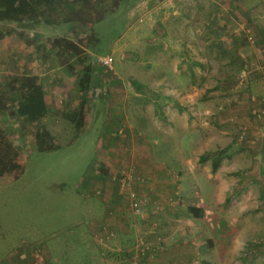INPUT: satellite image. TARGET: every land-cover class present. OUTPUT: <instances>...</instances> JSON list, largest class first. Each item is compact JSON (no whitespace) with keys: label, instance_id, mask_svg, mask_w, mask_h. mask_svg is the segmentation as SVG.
Instances as JSON below:
<instances>
[{"label":"crops","instance_id":"0c3cea01","mask_svg":"<svg viewBox=\"0 0 264 264\" xmlns=\"http://www.w3.org/2000/svg\"><path fill=\"white\" fill-rule=\"evenodd\" d=\"M177 9L175 0H148L136 5L139 21L146 18L147 33L142 34L138 25L130 27L135 30L124 32L114 51L131 50L134 59L146 58V66L132 60L130 66L123 67L126 74L132 73L128 86L90 83L88 94L94 98L110 96L99 157L89 173L90 180L84 183L88 191H97L90 194L86 190L82 195L89 199L84 202V219L81 225L69 228L62 252L63 246L59 251L46 246V254H53V259L43 257L40 251L39 256L45 259L39 258L42 262L36 264H131L133 260L139 264H199V237L204 234L199 231V221L207 214L219 217L222 205L232 198L233 186L239 187L237 194L243 192L247 201L259 191L264 207V179H260L264 177V160L256 156L264 155L262 144L257 145L264 138V117L259 120L254 114L264 109V0L212 4L203 28L211 31L209 49L217 50L212 58L216 72L230 76L202 88L205 99L199 97L197 80L206 56L204 45L199 57V24L198 39H186L194 21L184 17L179 24L170 23ZM172 33L181 37L174 41L168 36ZM122 59L126 60L124 55ZM243 71L248 76L241 81ZM184 73L189 82L184 81ZM81 99L87 100L86 125L91 100L86 96ZM118 128L125 129L121 135ZM240 130L248 135L243 149L239 148ZM188 146L198 148L189 154ZM210 153L208 159H219L220 165L215 176L202 179L199 160L206 163L205 154ZM157 154L163 160L158 161ZM241 162L248 170L257 168L260 181L252 171L244 179L222 178L223 168L235 174ZM126 172L141 177L132 186L143 204L140 216L134 214L129 193L119 182ZM205 183L215 188L203 192ZM199 208L204 210L201 219ZM206 233L215 234L212 229Z\"/></svg>","mask_w":264,"mask_h":264},{"label":"rangeland","instance_id":"374dc122","mask_svg":"<svg viewBox=\"0 0 264 264\" xmlns=\"http://www.w3.org/2000/svg\"><path fill=\"white\" fill-rule=\"evenodd\" d=\"M147 1L124 0L115 7V0H106L96 7L79 9L73 14L71 23L53 26L0 23V93L7 92L11 79H17L24 73L43 75L40 80L49 108L48 116L35 122L18 117L13 106H8L5 111L0 108V134L9 142L11 158L21 167L0 176V264H36L41 263L39 258L44 256L52 260L53 254H46V246L52 251H59L58 248L63 246L59 251L62 252L65 246L62 242L69 236V228L74 224L81 225L84 219V202L89 201L82 196L88 191L84 183L89 179V173L99 157L103 120L110 98L108 94L94 98V94H88L87 84L93 80L98 84L96 86L103 82L128 86L132 73L126 74V68L123 67L130 66L132 60L142 61V65L146 66V58L134 59L133 51H114V48L121 40V35L130 30V27L134 26L136 29L138 25L143 28L142 34L147 33L146 18L142 17L143 21H139L141 17L135 11L136 5ZM221 1L223 0H175L178 14L177 17L170 18V23L173 24L174 21L179 24L184 17L194 21L195 26L191 23L185 33L188 40L198 39L196 24H199V57L201 46L206 47L203 51L206 58L203 57V65H199L197 79L199 97L203 99L206 95L202 88L220 84L230 76L226 72H216L212 58L217 50L209 49L213 38L210 29L203 28L212 12V4ZM235 1L242 3L246 0ZM168 36L174 41L181 37L173 33ZM66 42L79 47V58H72V53L65 46ZM105 55L113 56V70L96 62L97 58ZM122 55L126 60L122 59ZM64 72H70L71 75ZM183 77L184 81L189 82L187 74L184 73ZM85 96L91 100L90 118L83 130L77 133L74 125L62 119L61 113ZM42 128L51 131L58 147L56 150H37L35 134ZM124 130L118 128L117 133L121 135ZM247 136L240 130L239 139L241 138L242 144L239 148H244ZM160 137L162 136L159 135L158 138ZM187 140L193 142L189 137ZM262 140L257 145L260 147L262 144L264 152V138ZM197 148L188 146L187 151L193 154L192 151ZM211 155L212 153L205 154V157L208 159ZM256 156L259 160H264V155ZM157 158L158 161L163 160L160 154H157ZM214 161L215 159H208L205 163L199 160L200 178L204 179L209 174L215 176L212 171ZM244 166V162L237 164L235 174L229 173L228 168H223L222 178L244 179L243 177L251 175L248 171H252V176H257V181H260L257 168L248 170ZM130 173L138 176L134 172ZM214 188L215 185L206 184L202 190L212 191ZM238 188L233 186L232 198L222 205L224 210H219L218 218L207 214L199 221V231L204 232L199 235V264H264V207L261 205V194L259 191L253 192L251 200L247 201L243 192L237 194ZM96 191L88 192L93 194ZM207 229H212L215 234L206 235ZM69 241L73 240L70 238ZM40 251L43 252V257L39 256Z\"/></svg>","mask_w":264,"mask_h":264},{"label":"trees","instance_id":"16d2710c","mask_svg":"<svg viewBox=\"0 0 264 264\" xmlns=\"http://www.w3.org/2000/svg\"><path fill=\"white\" fill-rule=\"evenodd\" d=\"M106 0H0V23L13 24H45L48 26L60 23H71L73 14L79 9H88L104 3ZM124 0H115L114 6L118 7ZM62 47L60 40L57 41ZM71 52L72 58L80 57L79 47L71 42L65 43ZM72 71V69H70ZM88 83V82H87ZM90 83L87 84V89ZM85 89V90H87ZM84 90V91H85ZM12 93L14 96H12ZM16 94L18 97H16ZM86 99H81L76 105L63 110L62 119L68 121L77 133L85 127ZM13 106L15 114L29 122L44 119L49 114L46 100V92L40 80L35 74L24 73L17 79H11L7 92L0 93V108L7 110ZM36 147L38 151H54L58 147L55 138L47 128L38 130L35 134ZM11 147L9 142L0 134V176L6 172L20 169L11 158ZM220 160L216 159L212 165V171L219 168ZM204 210L199 208V219L203 218Z\"/></svg>","mask_w":264,"mask_h":264},{"label":"built area","instance_id":"2783aa9c","mask_svg":"<svg viewBox=\"0 0 264 264\" xmlns=\"http://www.w3.org/2000/svg\"><path fill=\"white\" fill-rule=\"evenodd\" d=\"M250 41H253V37H249ZM96 62L101 65L102 67L108 68L110 70L114 69V58L112 55H105V56H100L99 58L96 59ZM247 72L243 71L241 72L239 79L241 81H244L247 78ZM254 114L259 118L262 119L264 117V109H259V111H254ZM141 181V177L139 176H134L130 172L122 173L119 177V182L121 185V188L123 190L128 191L129 193V198L131 201V207L135 215H142V202L138 197V194L132 190V186L137 182ZM131 264H139L136 260H133Z\"/></svg>","mask_w":264,"mask_h":264}]
</instances>
